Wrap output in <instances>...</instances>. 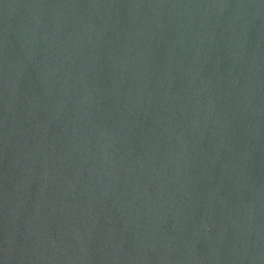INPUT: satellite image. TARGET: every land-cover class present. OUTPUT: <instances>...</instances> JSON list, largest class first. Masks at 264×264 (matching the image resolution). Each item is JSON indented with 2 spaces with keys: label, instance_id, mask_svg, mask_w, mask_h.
Here are the masks:
<instances>
[{
  "label": "water",
  "instance_id": "water-1",
  "mask_svg": "<svg viewBox=\"0 0 264 264\" xmlns=\"http://www.w3.org/2000/svg\"><path fill=\"white\" fill-rule=\"evenodd\" d=\"M0 264H264V0H0Z\"/></svg>",
  "mask_w": 264,
  "mask_h": 264
}]
</instances>
